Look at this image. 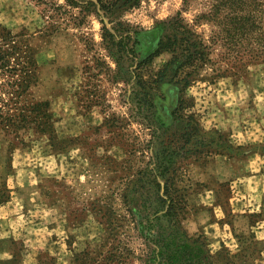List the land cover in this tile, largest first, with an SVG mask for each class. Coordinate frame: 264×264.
Instances as JSON below:
<instances>
[{"label":"rangeland","instance_id":"obj_1","mask_svg":"<svg viewBox=\"0 0 264 264\" xmlns=\"http://www.w3.org/2000/svg\"><path fill=\"white\" fill-rule=\"evenodd\" d=\"M135 2L114 19L139 29L140 58L178 13L212 46L184 94L209 146L177 160L183 226L208 245L212 264H264V20L253 34L224 13L199 20L207 0ZM1 29L29 43L35 69L20 95L7 93L22 80L0 70V264H146L135 184L185 122L174 116L180 86L163 84L155 116L143 118L137 78L119 74L99 16L66 0H0ZM170 59L155 58L146 77ZM38 103L48 119L32 110Z\"/></svg>","mask_w":264,"mask_h":264},{"label":"trees","instance_id":"obj_2","mask_svg":"<svg viewBox=\"0 0 264 264\" xmlns=\"http://www.w3.org/2000/svg\"><path fill=\"white\" fill-rule=\"evenodd\" d=\"M190 0H184L188 7ZM209 12L199 20L212 21L218 14L232 17L240 29L258 34L263 30L264 0H207ZM135 0H66L68 6L79 8L89 15L95 12L102 24V38L105 48L116 64L119 74L126 69L127 77H136V87L132 100L136 99L139 113L151 119L157 109L156 100L162 97L161 86L174 83L180 86L181 97L175 115L181 114L185 121L179 131H173L175 139L168 142L161 151L155 152L146 167L139 170L135 187L139 189V234L146 241V264H212L208 245L200 239L188 235L183 226L186 210V196L178 186V157L196 153L207 148L209 143L201 138L199 127L192 121V114L184 94L189 87L201 78V72L212 62V46L198 33L195 23H189L178 13L157 28L161 35L154 51L146 58H140L137 47L140 45L139 29L128 22L115 20L116 12L122 8H133ZM222 16V15H221ZM108 19L111 27L105 22ZM261 46L264 48V31ZM259 40V37L257 35ZM30 45L20 35L0 30V70H12L22 80L20 86L7 94H22L28 87L35 69V61L30 53ZM163 53L171 55L163 69L146 77V70L155 58ZM202 79V78H201ZM21 88V89H20ZM45 103H38L32 110L43 112ZM164 123H162L163 126ZM46 128L47 120L38 123V128ZM161 128V127H160ZM169 133V129L164 130ZM138 192V191H137ZM127 200H132L128 196Z\"/></svg>","mask_w":264,"mask_h":264},{"label":"crops","instance_id":"obj_3","mask_svg":"<svg viewBox=\"0 0 264 264\" xmlns=\"http://www.w3.org/2000/svg\"><path fill=\"white\" fill-rule=\"evenodd\" d=\"M11 205H12V202H9L8 203V205H7V207H5V209L7 208V209H10L11 208ZM4 210H2L1 212H0V214L3 212ZM1 217V216H0ZM5 218V217H4Z\"/></svg>","mask_w":264,"mask_h":264}]
</instances>
